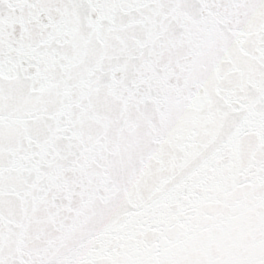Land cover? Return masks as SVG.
<instances>
[{"label":"snow or ice","instance_id":"snow-or-ice-1","mask_svg":"<svg viewBox=\"0 0 264 264\" xmlns=\"http://www.w3.org/2000/svg\"><path fill=\"white\" fill-rule=\"evenodd\" d=\"M0 264H264V0H0Z\"/></svg>","mask_w":264,"mask_h":264}]
</instances>
